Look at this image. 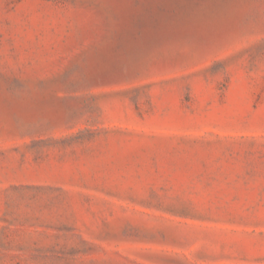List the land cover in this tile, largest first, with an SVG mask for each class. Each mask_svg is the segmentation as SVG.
Listing matches in <instances>:
<instances>
[{"label": "rangeland", "instance_id": "1", "mask_svg": "<svg viewBox=\"0 0 264 264\" xmlns=\"http://www.w3.org/2000/svg\"><path fill=\"white\" fill-rule=\"evenodd\" d=\"M0 264H264V0H0Z\"/></svg>", "mask_w": 264, "mask_h": 264}]
</instances>
